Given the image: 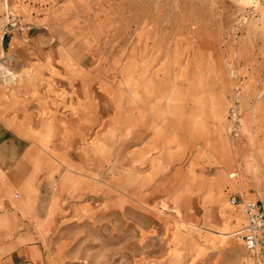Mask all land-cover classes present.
Wrapping results in <instances>:
<instances>
[{"label":"rangeland","instance_id":"rangeland-1","mask_svg":"<svg viewBox=\"0 0 264 264\" xmlns=\"http://www.w3.org/2000/svg\"><path fill=\"white\" fill-rule=\"evenodd\" d=\"M0 67L71 94L0 216L12 264H252L228 197L264 200V0H0Z\"/></svg>","mask_w":264,"mask_h":264},{"label":"crops","instance_id":"crops-1","mask_svg":"<svg viewBox=\"0 0 264 264\" xmlns=\"http://www.w3.org/2000/svg\"><path fill=\"white\" fill-rule=\"evenodd\" d=\"M70 95L67 90L63 94V91L60 90L38 89L31 80H25L18 88L8 94L0 92V216L10 213L6 218L12 232L14 231V214L22 211L20 210L19 200L24 194V186L35 189L33 174H29L28 171L30 169L28 157L34 149L33 144L35 142L38 144V137L34 131L31 133V130L44 128L43 123H48L49 127H54L55 125H52V122L58 118V114L52 115L51 108L61 107L63 100L67 103ZM26 130H29V133H26ZM53 155L55 156L48 154V157H45V160L48 159L52 163L49 177L56 170L57 164L64 162L59 152H53ZM15 162H17V172L12 170ZM43 172L46 173V171ZM64 178L67 180L68 177L65 176ZM64 181L60 185H63ZM14 192L19 194L20 198L15 194L12 197ZM232 196H229L228 199ZM232 209L243 218L239 232L244 227L245 219L238 210ZM12 236L13 233L8 235V229L0 224V264H12L11 253L13 252L19 256L22 255V251L18 250L20 247L18 242L5 241L6 238Z\"/></svg>","mask_w":264,"mask_h":264},{"label":"built area","instance_id":"built-area-1","mask_svg":"<svg viewBox=\"0 0 264 264\" xmlns=\"http://www.w3.org/2000/svg\"><path fill=\"white\" fill-rule=\"evenodd\" d=\"M10 26L16 22L11 20ZM13 24V25H12ZM8 26V25H7ZM7 29L4 31L6 33ZM261 82L264 84V71L261 75ZM237 115L236 107L230 109L231 119ZM228 205L238 210L245 219L244 227L238 232V240L243 244L246 252L252 257V264H264L261 252L264 253V200H247L238 196L228 199Z\"/></svg>","mask_w":264,"mask_h":264},{"label":"bare ground","instance_id":"bare-ground-1","mask_svg":"<svg viewBox=\"0 0 264 264\" xmlns=\"http://www.w3.org/2000/svg\"><path fill=\"white\" fill-rule=\"evenodd\" d=\"M0 75L4 78V83L8 82L7 76L6 75V71H4L1 67H0ZM11 75V74H10ZM12 76V75H11ZM15 76V75H14ZM21 132V131H20ZM26 195V193H25ZM24 198V197H23ZM26 200V199H25ZM24 201V200H23ZM28 201V200H27ZM25 203V202H24ZM30 204V203H29ZM25 211V210H24Z\"/></svg>","mask_w":264,"mask_h":264}]
</instances>
